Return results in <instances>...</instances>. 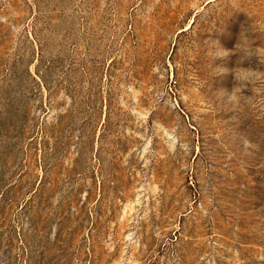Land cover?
Returning <instances> with one entry per match:
<instances>
[{
  "label": "rangeland",
  "instance_id": "obj_1",
  "mask_svg": "<svg viewBox=\"0 0 264 264\" xmlns=\"http://www.w3.org/2000/svg\"><path fill=\"white\" fill-rule=\"evenodd\" d=\"M0 264H264V0H0Z\"/></svg>",
  "mask_w": 264,
  "mask_h": 264
},
{
  "label": "clouds",
  "instance_id": "obj_2",
  "mask_svg": "<svg viewBox=\"0 0 264 264\" xmlns=\"http://www.w3.org/2000/svg\"><path fill=\"white\" fill-rule=\"evenodd\" d=\"M232 98H233V97H232V93H228V99H229V100H232Z\"/></svg>",
  "mask_w": 264,
  "mask_h": 264
}]
</instances>
